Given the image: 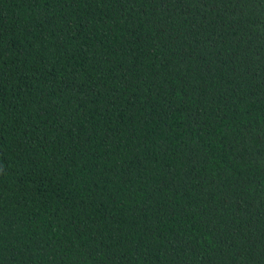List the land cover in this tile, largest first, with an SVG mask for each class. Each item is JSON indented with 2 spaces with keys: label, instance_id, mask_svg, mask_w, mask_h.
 I'll return each instance as SVG.
<instances>
[{
  "label": "trees",
  "instance_id": "16d2710c",
  "mask_svg": "<svg viewBox=\"0 0 264 264\" xmlns=\"http://www.w3.org/2000/svg\"><path fill=\"white\" fill-rule=\"evenodd\" d=\"M0 264H264V0H0Z\"/></svg>",
  "mask_w": 264,
  "mask_h": 264
}]
</instances>
